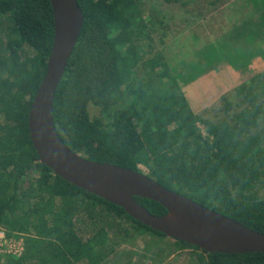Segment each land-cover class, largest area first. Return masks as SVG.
<instances>
[{"label": "trees", "instance_id": "16d2710c", "mask_svg": "<svg viewBox=\"0 0 264 264\" xmlns=\"http://www.w3.org/2000/svg\"><path fill=\"white\" fill-rule=\"evenodd\" d=\"M77 3L83 23L52 110L65 145L87 160L143 173L264 233V71L222 96L214 119H200L177 86L143 62L149 33L138 0ZM52 42L49 0H0V225L26 235L24 256L5 264L32 260L44 250L59 264H104L138 233L165 236L39 163L27 119ZM89 105L99 109V117L90 118ZM135 200L152 215L167 214L155 201ZM80 217L90 227L85 238L76 225ZM45 223L54 225L52 231L43 239L34 237L33 230ZM175 243L179 249L199 250ZM199 251L205 264H264V253Z\"/></svg>", "mask_w": 264, "mask_h": 264}, {"label": "rangeland", "instance_id": "374dc122", "mask_svg": "<svg viewBox=\"0 0 264 264\" xmlns=\"http://www.w3.org/2000/svg\"><path fill=\"white\" fill-rule=\"evenodd\" d=\"M138 1L149 33L143 62L164 73V82L170 79L177 86L198 118L214 119L222 96L264 71V0H225L216 6L211 0ZM3 21L9 25L8 17ZM88 113L90 118L100 116L92 105ZM196 128L206 136L202 124L197 122ZM139 169L147 173L142 165ZM112 224L116 237L117 223ZM76 225L85 238L87 219L80 217ZM53 227L41 224L33 236L43 239ZM25 237L0 225V264L24 256ZM20 264L59 263L44 250ZM104 264H205V258L199 250L179 249L173 239L143 232L122 242Z\"/></svg>", "mask_w": 264, "mask_h": 264}, {"label": "water", "instance_id": "95a60500", "mask_svg": "<svg viewBox=\"0 0 264 264\" xmlns=\"http://www.w3.org/2000/svg\"><path fill=\"white\" fill-rule=\"evenodd\" d=\"M49 1L53 42L27 119L29 138L39 163L68 183L121 207L129 217L167 238L206 253H264V233L171 191L143 173L87 160L65 145L53 122V100L77 43L83 14L77 0ZM135 197L161 204L167 214L152 215Z\"/></svg>", "mask_w": 264, "mask_h": 264}, {"label": "crops", "instance_id": "0c3cea01", "mask_svg": "<svg viewBox=\"0 0 264 264\" xmlns=\"http://www.w3.org/2000/svg\"><path fill=\"white\" fill-rule=\"evenodd\" d=\"M173 242L175 243V240H173Z\"/></svg>", "mask_w": 264, "mask_h": 264}]
</instances>
